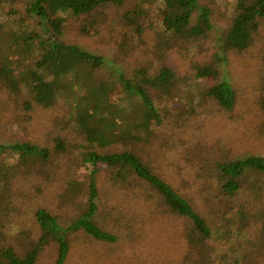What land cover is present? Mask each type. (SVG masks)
Instances as JSON below:
<instances>
[{
    "label": "trees",
    "instance_id": "1",
    "mask_svg": "<svg viewBox=\"0 0 264 264\" xmlns=\"http://www.w3.org/2000/svg\"><path fill=\"white\" fill-rule=\"evenodd\" d=\"M135 2L155 4V0H0V8L11 7L10 13L18 26L32 20L37 28L16 36L10 25L0 20V90L8 94L6 98L24 93L36 104L49 107L53 104H48L47 99L57 93L72 95L78 113L88 116L78 124V131L88 141L101 144L120 141L128 146L106 152L91 148L81 153L83 163L90 166H85L90 177L84 199L87 204L68 226L62 225L59 217L47 208L37 207L35 219L40 226V235L26 243L29 247L23 253L6 244L7 235L0 227V264H36L43 247L51 240L58 244L55 264H65L70 251V233L80 230L103 244L118 240L117 234L104 229L93 219L99 209L100 188L96 177L99 164L106 165L115 188L138 193L147 202L151 200V205L156 207L155 215L162 210L170 217L183 220L177 234L181 240L178 243L187 244V251L192 255L196 252L208 255L207 259H195L197 263L264 262V154H230L209 161L210 177L217 181L218 193L230 201L239 200L236 211L239 231H249L254 238H249L253 247L246 249H235L230 245L223 246L227 247L225 250L218 248V262L214 263L216 260H211L209 253L213 251L212 244L216 243L212 242L213 238L216 241L217 238L208 218L137 149L141 141L149 142L152 124L163 122L155 100L167 96L174 98L175 88L181 82H187L193 71L196 77L214 79L204 93L221 110L230 112L236 107L239 91L225 66L229 64L230 53L249 51L263 33L264 0H226V5L218 0H164V28L155 29L156 37L152 40L146 37L147 26L138 24L133 12L124 7ZM20 3L25 4L24 13L17 7ZM121 7H124L123 11ZM62 10H67L78 20L80 34L98 35L121 26L132 27L135 35L123 33V39L118 43L121 52L106 55L91 51L65 39L67 17L59 13ZM219 16H225L223 25L217 21ZM213 31L217 32L216 43L208 46ZM204 43L209 53L204 55L203 62L194 60L199 59V56L194 57L195 54L205 52ZM138 46H145L146 55L137 54ZM191 67L194 70H190ZM253 70L252 79L264 82L262 73L256 74ZM110 82L117 83L133 96L124 105L110 102ZM85 87L91 95L88 106L83 105V96L77 97L70 90ZM26 107L32 108L30 100L26 101ZM77 148L78 145L65 135L54 136L53 146L38 145L29 139L0 137V181L17 177L16 172L19 174V168L26 165L22 162L12 167L15 171L12 174L4 161L5 154H18L21 161L31 162L33 165L26 167H35L38 175L60 172L63 179L69 180L68 171L73 168ZM231 249L234 250L229 254Z\"/></svg>",
    "mask_w": 264,
    "mask_h": 264
},
{
    "label": "rangeland",
    "instance_id": "2",
    "mask_svg": "<svg viewBox=\"0 0 264 264\" xmlns=\"http://www.w3.org/2000/svg\"><path fill=\"white\" fill-rule=\"evenodd\" d=\"M218 1L224 5L226 0ZM24 6V3L17 4L22 13ZM124 7L133 12L138 24L144 23L147 26L148 40L156 37L155 29L160 31L164 28V0H155L153 6L135 2ZM124 7L120 9L123 11ZM10 10L9 6L0 8V20L9 24L16 36L37 29L32 20L25 22L24 26H18ZM59 13L67 17L65 39L94 52L110 55L114 51H120L118 43L123 39V33L127 36L135 35L132 27L121 26L98 35H83L78 31V20L70 12L62 10ZM224 20L225 16H219L217 21L223 25ZM219 32L218 28V34ZM216 33L213 31L209 36L208 46L216 43ZM207 45H204L205 52L194 55L199 56V59L194 60L204 61V55L209 53ZM139 47H136L137 54L146 55L145 46ZM263 56L264 30L249 51L229 54V64L225 66V71L240 95L236 107L230 112L221 110L204 93L214 79L196 77L195 71L190 73L187 82H181L175 88L174 98L156 97L155 103L161 110L163 122L159 125L153 123L149 142L141 141L137 148L139 154L187 194L208 218L217 238V241L213 238L212 242L216 243L212 244L213 251L209 253L211 260H216L214 263L218 262V248L225 250L227 247L223 246L227 245L235 249L253 247L252 241H249V238H253L252 234L249 231L242 233L238 229L236 211L239 200L230 201L228 197L218 193L217 181L210 177L209 161L230 154H264V82L252 79L253 69L256 74L260 72L264 76ZM190 70L194 69L191 67ZM110 84V102L124 105L133 96L117 83ZM70 90L77 97H84V106L90 104L91 95L86 87ZM20 94L8 99V94L0 90L1 138L29 139L38 145L53 146L54 136L65 135L78 145L73 168L68 171L69 180L63 179L60 172L50 176L38 175L35 167H26L33 164L21 161L18 154L1 153L12 174H15L12 167L22 162L26 164L19 168V174L16 172L17 177L11 180L9 178V181L2 178L0 181V227L7 235L6 244L13 245L23 253L29 247L26 243L31 238L38 239L40 235V226L35 219L37 207L47 208L59 217L64 226L72 223L86 208L84 199L90 177L85 166H90L83 163L81 153L91 148L106 152L128 146L120 141L109 144L88 141L78 131L79 122L88 116L78 113L76 100L72 95L57 93L46 101L53 105L45 107L36 104L27 94ZM27 100L32 104L31 109L26 107ZM109 176L111 175L106 165L99 164L96 175L100 188L97 199L99 209L93 219L104 229L117 234L118 240L112 244H103L104 242L95 240L84 230L71 232L70 251L65 264H199L195 259L208 258L207 254L199 252L192 255L187 251V244L178 243L180 238L177 234L182 227V219L170 217L162 210L158 211V217L151 200L147 202L145 197L132 191L118 190L111 184ZM57 248L58 244L51 240L43 247L36 264H55Z\"/></svg>",
    "mask_w": 264,
    "mask_h": 264
}]
</instances>
